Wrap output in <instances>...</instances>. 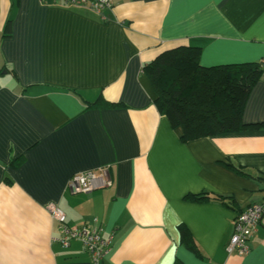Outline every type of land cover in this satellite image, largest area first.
Masks as SVG:
<instances>
[{"label": "crops", "instance_id": "crops-1", "mask_svg": "<svg viewBox=\"0 0 264 264\" xmlns=\"http://www.w3.org/2000/svg\"><path fill=\"white\" fill-rule=\"evenodd\" d=\"M109 1L0 0V264H91L57 241L52 208L111 239L101 264H264V217L246 254L229 250L264 200V74L242 110L256 127L182 141L143 73L184 45L203 66L261 62L264 0ZM88 172L103 180L71 192Z\"/></svg>", "mask_w": 264, "mask_h": 264}, {"label": "trees", "instance_id": "trees-1", "mask_svg": "<svg viewBox=\"0 0 264 264\" xmlns=\"http://www.w3.org/2000/svg\"><path fill=\"white\" fill-rule=\"evenodd\" d=\"M10 32L9 21L5 36ZM199 56L198 47L175 46L143 67L156 94V108L171 127L181 129L182 141L256 127L243 122L242 110L252 86L264 74L262 61L203 66ZM93 106L114 104L98 99ZM182 241L195 248L185 233Z\"/></svg>", "mask_w": 264, "mask_h": 264}, {"label": "built area", "instance_id": "built-area-1", "mask_svg": "<svg viewBox=\"0 0 264 264\" xmlns=\"http://www.w3.org/2000/svg\"><path fill=\"white\" fill-rule=\"evenodd\" d=\"M55 1V0H53ZM64 5L81 6L88 8L98 14L111 8L109 0H60ZM264 66V59L262 60ZM105 178V177H104ZM92 173H83L73 176L68 183V188L73 193H88L93 191L99 181ZM106 180V178H105ZM107 181H109L107 179ZM52 214L59 223L58 231L60 238L57 240L63 247H67L71 241H80L89 254L92 264H101L104 255L111 249V239L103 238L97 228H70L66 225L65 215L60 209L52 208ZM264 215V200L261 204H254L235 219V231L231 238L229 250L236 249L239 254L248 252V237L255 227L260 223Z\"/></svg>", "mask_w": 264, "mask_h": 264}]
</instances>
